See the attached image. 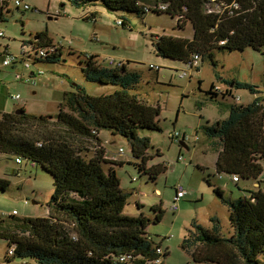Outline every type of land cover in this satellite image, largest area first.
Masks as SVG:
<instances>
[{"label":"trees","instance_id":"obj_1","mask_svg":"<svg viewBox=\"0 0 264 264\" xmlns=\"http://www.w3.org/2000/svg\"><path fill=\"white\" fill-rule=\"evenodd\" d=\"M0 1L1 29L11 12V0ZM68 1L86 9L89 20L97 18L99 12L91 7L100 5L115 14L130 12L144 17L148 12L167 13L177 18L180 28L191 23L192 37L159 34L151 38L157 55L190 67H197L204 57L216 64V51L264 47V0H223L225 3L214 11L210 10V0ZM117 24L132 29L128 16H118ZM28 43L37 57L30 53L26 57L24 50L20 61H29L27 68L31 70L39 61L38 54L41 61L49 62H57L62 54L46 32L38 33L36 40L23 41ZM4 53L0 50V56ZM195 55L199 58L194 59ZM18 58L14 57L13 67L20 62ZM99 58L95 53L87 55L82 71L87 81L108 86L104 92L92 94L74 83L65 91L56 114H37L24 107H20L21 113L0 111V155L16 157L18 164L31 161L52 176L54 186L48 215L19 218L11 214L8 222L0 219V238L9 242V249L13 247L8 260L29 258L33 264H166L168 247L148 231L151 223L162 220V207L153 205L155 216L151 217L138 202L137 214L125 213L133 192L121 186L114 167L124 161L110 159L99 136L107 130L126 138L131 144L128 162L140 177L147 175L155 182L168 164L152 162L162 153L150 151L152 139L142 132L163 130L161 106L140 96L137 88L141 75L129 70L127 63L107 67ZM234 84L249 89L255 99L249 104L231 103L229 116L206 124L204 131L218 150L219 175H237L239 181L255 180L260 185L237 198L225 195L220 187L214 189L228 206L229 222L213 216L210 225L193 219L186 227L181 247L196 263L264 264V88L248 82ZM209 93L218 95L214 84ZM227 95H232V89ZM171 133L173 139L180 136ZM207 181L212 185L210 178ZM10 184L0 178L1 191H7Z\"/></svg>","mask_w":264,"mask_h":264},{"label":"rangeland","instance_id":"obj_2","mask_svg":"<svg viewBox=\"0 0 264 264\" xmlns=\"http://www.w3.org/2000/svg\"><path fill=\"white\" fill-rule=\"evenodd\" d=\"M24 1L30 4V9H18L11 0V12L6 14L7 21L1 24L5 37L0 38V50L5 53L0 56V111L13 112L24 107L37 114H56L65 91L71 90L74 83L85 86L92 94H99L108 88L85 79L82 68L87 55L98 54L100 63L107 67H118L119 62L127 63L129 70L141 75L137 88L140 96L161 106L163 130L145 131L142 134L147 133L151 137V152L157 153L159 150L162 153L152 162L165 161L168 169L152 182L147 175L140 177L133 164L118 166L121 186L133 192L125 213L137 214V201L145 204V212L151 217L155 216L152 206H161L164 211L162 220L151 223L148 231L155 240L163 241V245L168 247L166 264H212L194 262L191 254L181 247L186 227L193 219L207 225L208 212H216L214 216L224 222V219H228L229 222L228 208L220 202L215 187L209 185L207 178L235 198L247 194L244 189H250L246 185L251 189L255 187L254 180H241L237 184L231 175L222 174L219 177L216 172L218 150L214 146V139L205 133L204 126L227 118L229 105L236 100L249 104L255 99L254 93L237 87L235 81L264 88V47L262 50L248 47L244 50L216 51V64L209 57H204L198 60L197 67H190L155 52L152 35L193 36L191 23L180 28L177 18L170 14L148 12L144 17L130 12L115 14L99 5L91 7L99 12L97 18L89 20L86 19V9L73 6L68 0ZM121 15L131 19L132 29L117 24ZM40 32H46L61 48L62 54L57 62L41 61L38 54L39 61L33 65L36 74L33 75V70L27 68L20 57L24 50L26 57L28 53L37 57L32 45H24L23 41L36 40ZM7 54L19 56L17 61L20 62L15 67L5 65L3 62ZM197 58L198 55H195L194 59ZM111 59L115 61L114 64L110 63ZM152 64H155L154 69L150 67ZM183 72L186 74L181 76ZM213 84L219 92L214 97L209 93ZM229 89H232V95H227ZM16 95L20 97L16 99ZM261 105L264 106V102ZM101 132L107 133L103 134V139L108 140L106 147L112 151L108 157L126 161L131 155L130 142L119 135L111 145L110 132ZM171 132H178L180 136L173 139ZM184 136V143H181ZM120 147L125 149L121 151ZM32 164L27 160L18 164L16 157L0 155V178L8 179L11 183L7 191L0 190L1 220H11L9 215L14 209H17L18 214H15L19 218L48 215V201L54 192L53 178ZM134 176L138 180H133ZM179 184L188 193L179 201V208L173 211L171 202ZM157 188L161 193H156ZM216 208H220V211H216ZM6 256H10L9 242L0 238V264L34 263L33 259L14 257L8 260Z\"/></svg>","mask_w":264,"mask_h":264},{"label":"built area","instance_id":"obj_3","mask_svg":"<svg viewBox=\"0 0 264 264\" xmlns=\"http://www.w3.org/2000/svg\"><path fill=\"white\" fill-rule=\"evenodd\" d=\"M13 3L16 6H20V7L25 8V9H30V7H31L30 4L25 2L24 0H13ZM223 3H225V1H223V0H210V2H209L210 10L214 11V10L219 9ZM161 7L164 8L165 6L162 5ZM146 9L149 10L150 8H146ZM3 37H4V32L0 29V38H3ZM40 54H42V55L45 54V50L44 49L40 50ZM13 59H14L13 55H11V56L7 55V57L4 59L3 63L5 65H9V64L12 63ZM25 66L26 67L30 66L29 61H27L25 63ZM151 66H153V65H151ZM184 74H186V72H183L181 74V76H184ZM19 97H20L19 95L15 96L16 99L19 98ZM237 99H239V97ZM175 134L178 135L179 133H175ZM170 135H172V133ZM120 150L123 151L124 149L120 148ZM17 160L20 161L19 158ZM233 180L236 181V182L239 181L238 176L234 175L233 176ZM187 193H188V191L184 188L183 185H181V184L177 185L176 194H175V197H174V199L172 200V203H171V208H172L173 211H175V210H177L179 208V205H178L179 201L182 200V198L185 197ZM15 213H17L16 210L12 212V214H15ZM12 252H13V247L9 249V253H12Z\"/></svg>","mask_w":264,"mask_h":264},{"label":"crops","instance_id":"obj_4","mask_svg":"<svg viewBox=\"0 0 264 264\" xmlns=\"http://www.w3.org/2000/svg\"><path fill=\"white\" fill-rule=\"evenodd\" d=\"M153 69H154V68H153ZM1 111H2V110H1ZM175 133H177V132H175ZM100 134H102V136H101ZM100 134H99V136H101L102 140H104V139H103V134H105V133L100 132ZM106 134H107V133H106ZM106 134H105V135H106ZM110 134H111V135H110ZM110 134H108V135L111 136L112 139L109 140V142H110L109 144L112 145V144L115 143V140H114V139H115V137H117V136L113 135L111 132H110ZM170 134H171V133H170ZM102 142H103L105 148L107 149L108 155L111 156V155H112V151L109 150V149L106 147L107 144H105V142L108 143V140L105 139V140L102 141ZM120 148H123V147H120ZM120 148H119V149H120ZM123 149H125V148H123ZM129 157H130V156H128L127 160L124 161V163L121 164V165H124L125 163H129V162H128V161L130 160ZM129 164H130V163H129ZM121 165H114V167H116V169H117V172H118V166H121ZM202 167H205V166H202ZM228 175H229V174H228ZM221 176H222V174L219 175V177H221ZM233 176H234V175H231L232 180H233ZM261 178H262V177H261ZM233 181H234V180H233ZM210 182H211V184H212V180H211V179H210ZM234 182L237 183V184H239L240 181H237V182L234 181ZM258 185H260V183H259V182H256V181L254 180V182H253V186L255 187V186H258ZM211 186H212V187H215V188H216V187H220V188H221L220 185H216V184H215V185L212 184ZM246 188H248V189L251 190L250 186H248V185H246ZM221 189H222V188H221ZM245 190H246V189H244V193L247 192V191H245ZM223 191H224V189H223ZM156 193H161V190H160L159 188H157ZM224 193H225V195H227L225 191H224ZM175 194H176V193H175ZM219 201H220V200H219ZM138 202H141V201H137L136 204H138ZM220 202H221V203L223 204V206H224L225 203H224L222 200H221ZM141 203H143V202H141ZM171 203H172V202H171ZM143 205L145 206L144 203H143ZM225 205H226V204H225ZM226 206H227V205H226ZM227 208H228V206H227ZM15 210L17 211V209H14L13 211H15ZM13 211H12V212H13ZM213 211H214V210H213ZM216 211H220V208H219V209L216 208ZM226 213H227V215H229V209H227V212H226ZM17 214H18V211H17ZM17 214H16V215H17ZM214 215H216V212H211V213L208 212L207 216H208V219H209V224H207V225H210L211 217H213ZM224 220L228 223V219H227V220L224 219ZM203 224H204V223H203Z\"/></svg>","mask_w":264,"mask_h":264},{"label":"water","instance_id":"obj_5","mask_svg":"<svg viewBox=\"0 0 264 264\" xmlns=\"http://www.w3.org/2000/svg\"><path fill=\"white\" fill-rule=\"evenodd\" d=\"M16 112H17V113H21V112H22V109H21V108H18V109L16 110ZM181 143H184V141L181 140Z\"/></svg>","mask_w":264,"mask_h":264}]
</instances>
